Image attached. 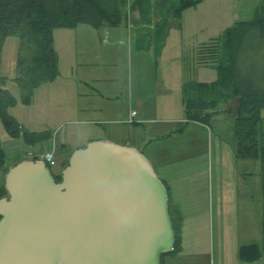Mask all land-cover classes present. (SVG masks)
<instances>
[{"label": "rangeland", "instance_id": "374dc122", "mask_svg": "<svg viewBox=\"0 0 264 264\" xmlns=\"http://www.w3.org/2000/svg\"><path fill=\"white\" fill-rule=\"evenodd\" d=\"M212 1L210 6L193 10L195 13L203 15L204 19L209 20V32L207 33L209 41L211 38L222 36L224 28L232 20L234 11L240 13L242 20L252 21L258 17V11L264 7V0H237L235 7L217 5L216 0ZM133 2L134 0H128V7ZM253 6L258 11H252ZM178 7V0H145L139 11L146 17L145 19H150L149 21L131 22L132 25L125 24L127 21H124L125 25L118 27L104 26L100 33L107 31V34L104 35L107 43L100 47H96L94 43L89 44L86 46L85 53H81L83 41L78 37L75 39V32L66 29L55 30L53 44L58 57L59 73L64 77L75 76L77 74L75 69L69 72L67 66V64L73 63L75 58L83 62H103L104 65H96L94 68L105 77V85L113 86L123 94L132 93L135 103L138 96L140 99L142 97L146 104L154 98L164 96V93H160V89L155 88L160 83L170 87L171 90L173 85L179 84L180 81H199L210 85L218 79V73L213 67H196L198 59L204 58L201 56L206 52L202 53L200 50L195 52V49L191 47V42L186 43L184 51H178L172 42H177L179 39L172 35L171 43L161 55L159 52L147 50L146 43L151 44V42L158 41L154 37V33L157 32L155 35L159 37L160 32L163 35L167 32L168 26L179 23L173 16V12ZM201 9H203L202 12ZM248 10L251 12L248 13ZM130 12L132 13L133 10L130 9ZM79 29L97 33L87 25H83ZM135 35L140 37L141 45L135 42ZM75 41L78 44L76 50ZM18 49L19 39L8 37L3 43L0 54V76L5 78L4 89L15 99V104L8 109V114L15 118L19 126L26 132H29L28 128L31 126L34 128H42L45 125L59 126L55 135L60 137V135L66 134L67 142L64 146L72 152L74 149L85 146L82 138L71 135V132L77 127L69 123L71 117L67 116V108L74 103L72 90L65 93V110L63 112L58 110L55 93L50 91L48 87L51 86L48 85L33 91L34 100L30 106L22 104L23 91L15 82V78L18 77L16 69ZM242 57L243 54L239 57V65L244 68ZM148 95H151L150 99H148ZM181 99V93L178 91L177 103H175L183 116V111L180 108ZM156 104L160 106L164 102L159 101ZM228 110L229 102L224 101L218 107V113L208 120L205 127L194 124L192 126L186 124L176 126L189 129L176 141L182 139L188 145L190 142L194 143L193 153H198L195 155V159L199 160L200 175L198 193L193 200L190 201L186 197L184 185L178 186L180 194H176L175 198L181 206L183 217L179 228V237L184 243L183 249L180 246L181 249L175 252L174 256L165 257L167 264H237L233 250L235 242L257 241L259 237L257 223L254 225L253 219L255 217L257 220L259 214H262L260 162L252 159L251 162H248L249 164H242L237 160L234 139L235 126L232 116L227 113ZM260 116L264 119V106L260 110ZM164 117L159 115L158 120H163ZM81 127L85 128V126ZM0 145L5 157L3 169L0 170V185L2 186L3 171L15 164L17 157L30 158L34 155L31 152L38 154L45 150L46 143L40 144L41 146L38 144L29 147L21 137H10L0 121ZM28 152L30 156L27 155ZM38 159L40 160V157ZM183 167L185 165L174 166V170L182 174L177 176H184L182 170L185 168ZM51 170L55 178L60 176L56 173L55 167H52ZM245 172H251L252 179L250 181L243 180ZM223 188L226 193L224 214L217 201L218 193L222 192ZM247 191L250 198L246 194ZM236 206L239 208L243 206L246 211L241 213V209ZM244 216L251 219L249 225L245 222ZM255 264H264V258L262 257Z\"/></svg>", "mask_w": 264, "mask_h": 264}, {"label": "water", "instance_id": "95a60500", "mask_svg": "<svg viewBox=\"0 0 264 264\" xmlns=\"http://www.w3.org/2000/svg\"><path fill=\"white\" fill-rule=\"evenodd\" d=\"M2 186L0 264H161L174 249L167 190L135 148L92 141L58 182L45 162L23 160Z\"/></svg>", "mask_w": 264, "mask_h": 264}, {"label": "trees", "instance_id": "16d2710c", "mask_svg": "<svg viewBox=\"0 0 264 264\" xmlns=\"http://www.w3.org/2000/svg\"><path fill=\"white\" fill-rule=\"evenodd\" d=\"M144 1L135 0L128 7V0H0V54L8 37L19 39L16 60L18 77L15 82L23 91L22 104H29L36 88L53 82L58 76V57L53 44L55 30H71L79 25H87L95 30L104 26L118 27L126 21L130 9L139 10ZM178 1L179 7L173 12L177 20L184 10L196 7L200 2ZM199 50L206 53L201 56L204 58L198 59L197 64L213 67L218 79L210 85L196 82L184 84L186 119L206 124L218 113L220 104L229 102L226 112L230 115L235 113L236 158L260 162L263 216L261 243L244 246L238 252L240 260L254 262L264 253V119L260 116L264 106V7L258 11L256 19L236 23ZM241 54L244 68L239 65ZM4 84L5 78L0 76V121L6 133L12 138L21 137L28 146L46 140L47 133L26 132L8 114L15 99L4 89ZM233 100H237L236 108L230 105ZM4 159L0 145V170L3 169ZM55 180L58 182L60 176ZM4 194L3 186L0 185V197ZM169 211L175 245L173 251L161 256V264H164L166 256H174L180 249L179 224L170 208Z\"/></svg>", "mask_w": 264, "mask_h": 264}, {"label": "crops", "instance_id": "0c3cea01", "mask_svg": "<svg viewBox=\"0 0 264 264\" xmlns=\"http://www.w3.org/2000/svg\"><path fill=\"white\" fill-rule=\"evenodd\" d=\"M236 1L237 0H216V4L223 6L232 5L235 7ZM211 2L213 1L200 0L195 8L188 9L183 14H181V18L179 20L174 18L179 23L168 26V30L166 33H164V35L160 32L159 37H156L155 34H157V32L154 33V37L158 41L151 42V44L146 43V45L148 46L147 50L159 52V54L161 55L167 50L168 45L171 43L170 37L172 35H174L175 38L179 39V41L177 42H172V44L175 45L178 51H184L186 43L191 42V47L195 49V52H197L199 48L218 38L215 37L211 38L210 41L208 40L209 38L207 36V33L209 32V20L204 19L203 15H201L200 13H195L193 11L197 10L200 7L210 6L212 5ZM253 7L254 9L252 11H258L256 10L255 6ZM202 10L203 9H201V12ZM134 11L132 13L129 12L130 14L126 19L127 23L125 24H131V22L137 23L139 21L147 22L150 20L145 19L146 17L143 16V14L140 13L139 10ZM250 12L251 10H248V13ZM247 21L248 20H242L240 13L234 11L230 24H228V26H226L224 30H227L233 24L235 25L236 23ZM125 24L123 22L121 25ZM81 26L83 25H79L75 29H71L73 32H75V39L76 37H78L83 41V44L81 45V53L86 52V46L89 44L94 43L96 47H100L107 43V39H105L104 36L105 34H107V31H102V33H100L103 27L99 30L94 29L97 33H89L87 29H79ZM171 29H173L172 33L170 32ZM137 30L142 31L141 29ZM203 34H205V36H202ZM134 39L137 44L141 45V40L138 35H135ZM74 44L76 50L78 44H76V41ZM104 64L105 63L103 62L100 63L97 61H78L75 58L73 63L67 64L69 72H72L75 69L77 73L75 76L70 75L64 77L58 71V76L53 82L43 84L38 88H42L43 86L47 85L51 86L48 88H50V91L52 93H55V97L58 102V110L62 112L65 110V93H67L69 90H72L74 94V103L71 107L69 106L67 108V116L71 117L69 123L77 127H75L73 132H71V135L79 136L80 138H82L84 145L92 141L105 140L119 145L128 147L130 146L139 150L148 159L155 173L163 182L168 194L169 208L173 213L174 219L178 222L180 228V225L183 222V217L181 206L178 202H176L175 195L180 194L178 186L184 185L186 197L190 201L195 198L198 193L200 164L199 160L195 159V155H198V153H193V150H195L194 143L191 144L190 142V144L188 145V143L183 142L182 139L181 141H176V139H179L180 137L185 135L186 131L189 129H183L181 127L178 128L176 126L178 124H186L189 126H192L194 124L196 126L205 127L206 125L201 122L188 121L186 119L185 107L183 104V86L187 82L180 81L179 84H174L172 90L170 89V87H166L164 84H157L155 88L160 89V93H164V96L154 98L147 104L144 100H142V97L140 99L138 96L135 103L132 93L123 94V92H119V89L114 88L113 86L105 85V77L103 76V74L97 72L94 68L96 65L99 66ZM196 67L208 68L202 65H198L197 63ZM196 83L204 84L203 82L199 81H197ZM178 91H180L182 96L180 108L183 111V116L181 114V111L178 109V105H176V96ZM150 98L151 95H148V99ZM33 100L34 97L32 95L30 103L27 104V106H30L33 103ZM159 101L164 102V104H161L159 106V104H156ZM132 112H135V122L129 124L128 119ZM159 115L165 116L163 120H158ZM81 126H85V128H82ZM58 127H56L55 125H45L42 128H34L33 126H31V128H28V131L31 133H47L48 138L46 140L35 144L40 145L42 143H46L45 150H42V152L38 154L31 152L32 154H34L32 156H30L28 152L27 155H29L30 158L17 157L18 159L15 163L23 160H35L36 157H40L48 151H54V158L56 159V165L54 167L56 173L60 175L63 167L67 163V159L72 150L66 149L64 146L67 142L66 134L60 135V137H57V135H55ZM83 147L84 146H82L81 148ZM239 161H241L242 164H249L248 162L250 160ZM178 165H185V167H183L185 169L182 170L184 172L183 177L177 176L182 174L174 170V166ZM3 173H5V171H3ZM243 175L244 181H250L252 179L251 172H245ZM246 194L250 198V194L248 191ZM217 201L218 203H220L221 209H223L224 214L226 203V193L224 188L222 192L218 193ZM236 208L239 207L236 206ZM239 209H241V213L243 211H246L243 206ZM261 215L259 214V217H257L258 221L255 217L253 219V224L255 225L257 223L256 227H258L259 232L257 241H249L246 243L237 241L234 244L233 250L235 252L237 264H255V262L260 260L262 257L264 258V253L257 261L254 262L242 261L238 258V252L242 247L261 243V228L263 218V216L261 217ZM244 218L245 222L249 225L251 223V219L245 216ZM179 238L180 246L183 249L182 246L184 241H182L181 237ZM164 264H167L165 259Z\"/></svg>", "mask_w": 264, "mask_h": 264}, {"label": "built area", "instance_id": "2783aa9c", "mask_svg": "<svg viewBox=\"0 0 264 264\" xmlns=\"http://www.w3.org/2000/svg\"><path fill=\"white\" fill-rule=\"evenodd\" d=\"M134 116H135V112H132L130 114L129 119H128L129 124H132L135 122ZM36 158H39V157H36ZM40 160L45 162L48 165V167H50V168H52L56 165V161L54 158V151H48V152L44 153L43 155L40 156Z\"/></svg>", "mask_w": 264, "mask_h": 264}]
</instances>
